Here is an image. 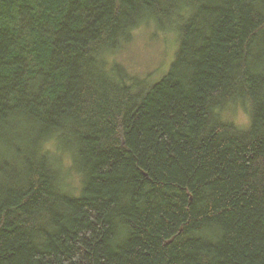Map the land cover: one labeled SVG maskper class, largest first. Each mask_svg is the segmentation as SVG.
I'll list each match as a JSON object with an SVG mask.
<instances>
[{"label":"trees","instance_id":"obj_1","mask_svg":"<svg viewBox=\"0 0 264 264\" xmlns=\"http://www.w3.org/2000/svg\"><path fill=\"white\" fill-rule=\"evenodd\" d=\"M0 264H264V0H0Z\"/></svg>","mask_w":264,"mask_h":264},{"label":"rangeland","instance_id":"obj_2","mask_svg":"<svg viewBox=\"0 0 264 264\" xmlns=\"http://www.w3.org/2000/svg\"><path fill=\"white\" fill-rule=\"evenodd\" d=\"M176 50L177 36L175 32L162 33L145 27L137 31L128 44L122 45L112 55L110 61L118 67L120 65L127 72L122 73L128 78H146L147 81L156 82L169 71L168 68L174 61ZM236 107L239 109L233 116L231 111ZM223 115L239 128H245L249 123L247 108L240 103L227 106ZM51 144L57 148L55 154L61 160L60 169L64 173L65 187L70 191L78 192L80 184L75 178L76 176L72 178L70 174L74 168L73 161L69 160V155L63 152L57 144Z\"/></svg>","mask_w":264,"mask_h":264}]
</instances>
